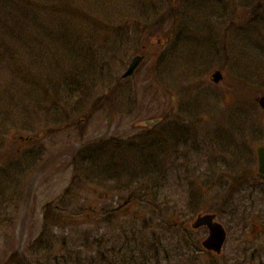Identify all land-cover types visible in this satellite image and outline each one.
I'll list each match as a JSON object with an SVG mask.
<instances>
[{"label": "rangeland", "instance_id": "1", "mask_svg": "<svg viewBox=\"0 0 264 264\" xmlns=\"http://www.w3.org/2000/svg\"><path fill=\"white\" fill-rule=\"evenodd\" d=\"M65 1L0 11V264H264V0Z\"/></svg>", "mask_w": 264, "mask_h": 264}, {"label": "water", "instance_id": "2", "mask_svg": "<svg viewBox=\"0 0 264 264\" xmlns=\"http://www.w3.org/2000/svg\"><path fill=\"white\" fill-rule=\"evenodd\" d=\"M146 55L144 54H136L130 63L127 70L123 73L122 78H131L136 73L141 62L145 59ZM223 78V74L220 70H216L213 75L212 79L215 82H220ZM258 103L264 111V91L261 96L258 97ZM174 103H176V97H173ZM161 122L160 118L150 119L143 121V125H147L150 127L156 126ZM257 155L259 159V168H258V175L260 178L264 180V143L257 147ZM216 217L215 214H199L192 224L194 228H199L200 226L206 225L210 229L209 236L204 240L203 244L209 248L214 249L218 252L221 251L224 241L226 239V231L221 223L216 222L214 218Z\"/></svg>", "mask_w": 264, "mask_h": 264}, {"label": "trees", "instance_id": "3", "mask_svg": "<svg viewBox=\"0 0 264 264\" xmlns=\"http://www.w3.org/2000/svg\"><path fill=\"white\" fill-rule=\"evenodd\" d=\"M42 1H46L47 3L45 4L46 6H44L45 8L42 7L40 10H46V11H49L51 13H59V14L64 13V10H66V11L69 10L66 7V1L65 0H42ZM14 2L16 4V6H13ZM15 7H16V10L20 11L25 16V20H26V18L28 19L30 16L29 14H26V12H28L29 9L36 11L38 13L40 12V10H36L37 6L33 3H31L30 0H22V1L21 0H9V3L6 0H0V11L2 13H6V14H8L7 12L11 13V12L15 11L14 10ZM19 20L20 19H16L14 21L13 19H11L9 23L3 25L4 30L11 27L13 25V23H20ZM28 25L30 26V24H28ZM8 37L13 38L14 36L12 35V36H8ZM22 38H23V35L20 36V39H22ZM0 44H2L1 40H0ZM6 45H7V42L5 39L3 46L8 53L7 55H9V57H6V59L11 60L12 54H11L9 47Z\"/></svg>", "mask_w": 264, "mask_h": 264}, {"label": "flooded vegetation", "instance_id": "4", "mask_svg": "<svg viewBox=\"0 0 264 264\" xmlns=\"http://www.w3.org/2000/svg\"><path fill=\"white\" fill-rule=\"evenodd\" d=\"M149 40H150V44L152 43V40H153V37L151 36L150 38H149ZM161 41L159 40V43H160ZM151 47V46H150ZM188 246H189V249H190V233H189V238H188ZM242 264H244V263H242ZM246 264V263H245ZM254 264H255V262H254Z\"/></svg>", "mask_w": 264, "mask_h": 264}]
</instances>
